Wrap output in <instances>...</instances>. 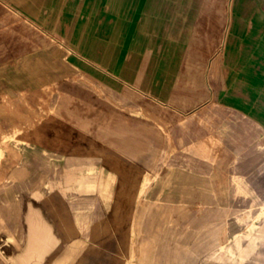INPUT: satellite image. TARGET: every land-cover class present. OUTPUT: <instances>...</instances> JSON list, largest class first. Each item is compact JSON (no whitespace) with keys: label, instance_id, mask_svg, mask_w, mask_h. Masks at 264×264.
<instances>
[{"label":"crops","instance_id":"obj_1","mask_svg":"<svg viewBox=\"0 0 264 264\" xmlns=\"http://www.w3.org/2000/svg\"><path fill=\"white\" fill-rule=\"evenodd\" d=\"M232 5L231 37L226 52L223 42L218 66L204 59L208 41L194 48L197 60L166 66L173 75L163 76L157 67L142 70L135 62L127 67L102 64L107 84L127 86L170 107L176 122L200 119L192 146L196 158L161 161V152L168 149L161 133L125 120L111 127L102 121L101 151L115 161L77 155L55 160L40 147L22 151V161L11 167L9 182L0 187V264H80L95 244L126 224L134 235L137 264H220L209 258L220 244L221 219L227 218L229 232L236 231L237 179L253 185L258 176L253 170L260 168L258 184H264V0L254 15L242 13L244 6L237 1ZM195 8L198 20H208L200 6ZM212 8L220 25L221 2ZM0 33L4 40L12 34ZM1 81L11 93L12 78ZM221 152L227 154L224 160ZM222 178L229 186L224 198ZM221 200L228 202L222 206Z\"/></svg>","mask_w":264,"mask_h":264},{"label":"rangeland","instance_id":"obj_2","mask_svg":"<svg viewBox=\"0 0 264 264\" xmlns=\"http://www.w3.org/2000/svg\"><path fill=\"white\" fill-rule=\"evenodd\" d=\"M234 1L244 6L242 13L254 15L263 0H27L25 5L34 16L21 0H0V31L12 33L9 40L0 33V53L7 49L6 55H0V167L6 179L0 187L9 182L11 167L22 161V151L36 147L50 151L55 160L101 155L115 161L99 146L102 121L109 127L120 120L155 127L162 135L163 148L168 147L161 152V161L196 158L192 146L201 128L200 119L194 116L186 123L176 122L170 107L127 86L107 84L102 64L127 67L135 62L142 70L157 67L163 76L171 75L172 70L166 66H184L188 60H197L200 57L192 56L194 48L208 41L204 59L209 66L216 62L218 66L223 59V42L226 52L231 37ZM215 2L223 6L217 9L218 17L223 11L220 25L212 16ZM196 5L208 20H198ZM5 76L13 80L11 93L1 81ZM225 157L227 154H219L220 160ZM261 171L253 170L254 176L258 173L253 185L237 179L236 231L229 232L227 218L221 219L220 244L209 260L262 264ZM221 172L227 178V172ZM224 178L222 198L227 197L229 187ZM227 202L220 201L222 206ZM127 226L120 230L116 227L80 264H137L134 235Z\"/></svg>","mask_w":264,"mask_h":264},{"label":"bare ground","instance_id":"obj_3","mask_svg":"<svg viewBox=\"0 0 264 264\" xmlns=\"http://www.w3.org/2000/svg\"><path fill=\"white\" fill-rule=\"evenodd\" d=\"M235 5H236V2H235ZM76 110V109H75ZM58 111V110H57ZM78 112H79V110H78ZM94 119V118H93ZM46 122V121H45ZM62 122V121H61ZM47 123V122H46ZM127 123V122H126ZM49 124V123H48ZM99 124H101V123H99ZM41 125V124H40ZM44 125H45V123H44ZM58 126V125H57ZM104 126V125H103ZM69 127V126H68ZM106 128V127H105ZM173 128H175V127H173ZM181 128V127H180ZM184 128V127H183ZM74 129H75V127H74ZM93 129V128H92ZM94 130V129H93ZM171 130H172V128H171ZM66 131V130H65ZM69 131V130H68ZM177 132V131H176ZM48 133V132H47ZM184 133V132H183ZM184 135H185V133H184ZM177 136H178V134H177ZM34 137V136H33ZM187 139H188V137H186ZM49 139V138H48ZM34 140H35V138H34ZM55 141H56V139H55ZM192 142V141H191ZM187 143H188V141H187ZM189 143H190V141H189ZM99 146H101V145H99ZM179 146V145H178ZM77 151V150H76ZM86 152V151H85ZM87 155V154H86ZM68 156V155H67ZM88 156V155H87ZM78 157V156H77ZM80 157H82V156H80ZM86 157V156H85ZM99 157H101V155H99ZM26 158V157H25ZM24 158V159H25ZM92 158V157H91ZM29 159V158H28ZM102 159V158H101ZM104 159V158H103ZM26 160V159H25ZM33 160V159H32ZM112 161V160H111ZM103 163V162H102ZM107 163V162H106ZM5 164H6V162H5ZM112 164V163H111ZM25 166V165H24ZM98 166V165H97ZM28 167V166H27ZM34 167V166H33ZM17 168V167H16ZM20 168V167H19ZM29 168H30V166H29ZM79 168V167H78ZM80 169V168H79ZM85 169V168H84ZM109 169H111V168H109ZM77 170V169H76ZM77 172V171H76ZM98 172V171H97ZM86 174V173H85ZM81 175V174H80ZM93 175H95V174H93ZM87 176H88V174H87ZM82 177H84V176H82ZM85 178V177H84ZM83 178V179H84ZM208 178H210V177H208ZM5 174H4V172H3V169L0 167V185L1 184H3L4 182H5ZM81 181H84V180H82L81 179ZM86 181V180H85ZM85 185H87V184H85ZM92 185V184H91ZM121 186V185H120ZM65 189V188H64ZM74 189V188H73ZM76 190V189H75ZM73 192H74V190H73ZM77 192V191H76ZM75 192V193H76ZM80 192V191H79ZM88 192V191H87ZM86 194V193H85ZM95 194H96V192H95ZM78 195V194H77ZM76 195V196H77ZM88 195H89V193H88ZM89 196H93V195H89ZM74 197V196H73ZM81 197V196H80ZM96 197V196H95ZM118 197V196H117ZM76 198V197H75ZM85 198V197H84ZM87 198H88V196H87ZM91 198V197H90ZM76 199H78V198H76ZM81 199V198H80ZM118 200V199H117ZM65 201V200H64ZM72 201H74V200H72ZM76 201V200H75ZM74 201V202H75ZM87 201V200H86ZM90 201V200H89ZM77 202H82V200L81 201H77ZM95 202V201H94ZM63 203V202H62ZM69 203V202H68ZM76 203V202H75ZM120 203V202H119ZM123 203H125V201L123 202ZM70 204V203H69ZM70 205H72V204H70ZM94 205V204H93ZM73 206H76V205H73ZM70 207V206H69ZM82 207V206H81ZM80 207V208H81ZM116 207V206H115ZM118 208V207H117ZM122 208V207H121ZM212 208H214V207H212ZM73 209H75V210H77V209H79V208H74L73 207ZM216 209V208H215ZM219 209V208H218ZM222 209H223V207H222ZM231 209V208H230ZM81 210V209H80ZM124 210V209H123ZM83 211V210H82ZM92 211V210H91ZM204 211V210H203ZM73 212V211H72ZM86 212V211H85ZM89 212V211H88ZM87 212V213H88ZM82 213V212H81ZM98 213V212H97ZM218 213V212H217ZM77 216H78V214H76ZM75 215V216H76ZM68 216V215H67ZM83 215L81 214V220H83V217H82ZM117 216V215H116ZM125 216V215H124ZM88 217V216H87ZM86 217V218H87ZM97 217V216H96ZM91 218V217H90ZM95 218V217H94ZM216 218V217H215ZM79 219V218H78ZM80 219H79V221H80ZM218 219V218H217ZM221 219V218H220ZM85 220V219H84ZM227 220V219H226ZM87 221V220H86ZM104 221V220H103ZM125 221V220H124ZM76 222H78V221H76ZM82 222V221H81ZM107 222V221H106ZM198 222H199V220H198ZM197 222V223H198ZM80 223V222H79ZM78 223V224H79ZM200 223V222H199ZM227 223V222H226ZM75 224V223H74ZM105 224V223H104ZM169 225V224H168ZM170 226V225H169ZM103 227V226H102ZM77 228V227H76ZM193 228V227H192ZM188 229V228H187ZM75 230V229H74ZM112 231V230H111ZM188 232V231H187ZM106 233V232H105ZM188 233H191V230H189V232ZM125 235V234H124ZM203 235V234H202ZM201 236V235H200ZM128 237V236H127ZM126 238V237H125ZM102 239V238H101ZM147 239V238H146ZM149 239V238H148ZM127 240H128V238H127ZM126 240V241H127ZM219 240V239H218ZM99 242H101V241H99ZM103 243V242H102ZM150 245V244H149ZM126 246V245H125ZM154 246H156V244L154 245ZM178 247V246H177ZM185 248V247H184ZM178 249V248H177ZM188 249V248H187ZM183 250V249H182ZM154 252V251H153ZM190 252V251H189ZM151 253H152V251H151ZM153 255H155V253H152ZM181 255V254H180ZM193 255V254H192ZM104 257V256H103ZM189 257H190V255H189ZM106 258V257H105ZM104 258V259H105ZM108 258V257H107ZM186 258V257H185ZM185 258H184V260H185ZM193 258V257H192ZM153 259H154V257H153ZM194 259H195V257H194ZM110 260V259H109ZM108 260V261H109ZM95 261V260H94ZM115 261V260H114ZM187 262L189 261V260H186ZM192 261V260H191ZM193 262V261H192ZM78 263V262H77ZM110 263V262H109ZM109 263H106V264H109ZM115 263H117V262H115ZM183 263V262H182ZM181 263V264H182ZM193 264V263H192Z\"/></svg>","mask_w":264,"mask_h":264}]
</instances>
